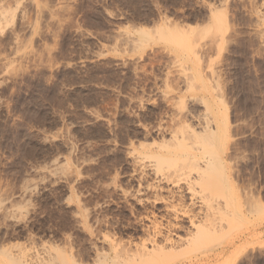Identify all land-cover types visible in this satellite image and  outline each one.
I'll return each mask as SVG.
<instances>
[{
  "label": "rangeland",
  "instance_id": "rangeland-1",
  "mask_svg": "<svg viewBox=\"0 0 264 264\" xmlns=\"http://www.w3.org/2000/svg\"><path fill=\"white\" fill-rule=\"evenodd\" d=\"M46 254L264 264V0H0V264Z\"/></svg>",
  "mask_w": 264,
  "mask_h": 264
},
{
  "label": "bare ground",
  "instance_id": "bare-ground-1",
  "mask_svg": "<svg viewBox=\"0 0 264 264\" xmlns=\"http://www.w3.org/2000/svg\"><path fill=\"white\" fill-rule=\"evenodd\" d=\"M136 32H137V35H138L136 40L138 42H140V43H142L143 40L151 39L150 34L148 33V31L144 27H138V29H136ZM159 34H161V33H159ZM176 44H177L176 47H173V49L176 52V54L178 55L180 53V49H183L184 42L183 41H178V43H176ZM183 54L184 53H182L180 55L183 56ZM186 132H188L187 133L188 136H186V134H185ZM181 133L183 135L181 136V138H178V140L173 144V146H172L173 149H175V151L177 150L178 152H180L182 154L181 157H183L184 159H189V160L193 159L192 165L194 166V169L199 174V176H202L203 174H205L207 176H209V175L212 176V174H216L217 172L214 173V171L217 168L216 167L217 164L216 165L214 164V160L216 161V163H218V161H220V158L217 157V155L215 153L213 154V152H211L208 148H206V146H208L210 144V143H208L210 140H214V139L218 138L219 133L215 129L211 128L208 124L206 126H204L201 129V131H195V130H192V129L189 130L188 128H182V132ZM189 136L194 137L193 139H194L195 142H199L200 144H203V146H204V144L206 145L205 148H202V150L200 151L199 155L198 154H194L193 151H191L192 147L191 146L188 147L186 145V143H185L186 142V137H189ZM211 145L212 144H210L209 146H211ZM199 160H201V162L203 163L202 165L198 163ZM218 176H220L223 180H225V177H224V175H222V173H219ZM190 222H191V224H194L193 220H191V219H190ZM160 232H159V234H160ZM156 233H157V231H156ZM208 233H209V231H208ZM168 235H166L167 237L165 238L164 243L162 245H154V246H152V251L146 250L144 245H143L140 248L141 249L140 252L138 251L139 252L138 255L139 256L141 255V256H144V257H146V255H147L150 258H154V260H159V262H162L161 260L164 258V256H165L164 253L166 252L165 249L167 247H170V249L171 248H175V246L179 242L178 240H176V239H174V238H172V237H170ZM171 236H172V234H171ZM161 241H162V239L160 238V242ZM49 254H50V252H49ZM46 255L48 256V254H46ZM55 256L56 255H54V257ZM54 257H52V256H50V257L49 256L48 257L44 256L43 257V255H40V256H38V258L36 257L37 260H36V262H34V264H59L56 259H54V260L57 263L53 260ZM138 257H132L131 259L133 261H137ZM140 258L141 257H139V259ZM30 261H33V259L30 260ZM21 262H23L22 264H32L31 262H28L26 260L25 261H21ZM109 264H123V263L116 262V261H111ZM198 264H199V262H198Z\"/></svg>",
  "mask_w": 264,
  "mask_h": 264
}]
</instances>
